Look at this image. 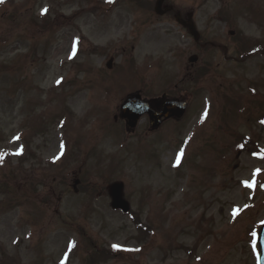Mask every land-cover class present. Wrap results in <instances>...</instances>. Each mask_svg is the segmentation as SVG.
Wrapping results in <instances>:
<instances>
[{
  "label": "rangeland",
  "instance_id": "obj_1",
  "mask_svg": "<svg viewBox=\"0 0 264 264\" xmlns=\"http://www.w3.org/2000/svg\"><path fill=\"white\" fill-rule=\"evenodd\" d=\"M155 1L0 2V264H88L93 248L119 253L103 264H256L264 156L240 152L227 128L264 153V0L166 1L226 56L155 17ZM206 65L209 90L190 79ZM141 78L148 100H188L186 116L127 134L113 122L120 86ZM216 91L241 98L227 126Z\"/></svg>",
  "mask_w": 264,
  "mask_h": 264
},
{
  "label": "water",
  "instance_id": "obj_2",
  "mask_svg": "<svg viewBox=\"0 0 264 264\" xmlns=\"http://www.w3.org/2000/svg\"><path fill=\"white\" fill-rule=\"evenodd\" d=\"M163 2L164 0H158L157 2L156 12L158 15H164L171 10V9H167L163 11L162 10ZM177 21L180 24H182L184 27L188 28L189 32L195 37V39H198L197 32L195 31V27L191 21H189V23L186 24L182 22L179 17L177 18ZM191 61H195V59ZM185 107H186L185 104H175V103L167 104L165 106L164 112L161 115H158V116L151 115V122H152L153 128H157L160 126L161 124L160 120L162 117H164L165 119H169L171 117H175L177 119L181 118L185 112ZM122 109H123V118H126L129 120V126L132 128L136 126L137 121L140 119V117L144 113H150L148 111L147 106L141 104L138 101V98L133 99V100L129 99ZM120 188H121L120 186H115L112 190L113 193L119 192ZM122 206L124 207L125 205L122 204ZM260 243H261V248H262L261 262L262 264H264V231L260 235Z\"/></svg>",
  "mask_w": 264,
  "mask_h": 264
},
{
  "label": "trees",
  "instance_id": "obj_3",
  "mask_svg": "<svg viewBox=\"0 0 264 264\" xmlns=\"http://www.w3.org/2000/svg\"><path fill=\"white\" fill-rule=\"evenodd\" d=\"M223 98H224V103L226 104V106L229 105L230 103L236 105V102H235L233 99H230V98H228V97H226V96H223ZM225 111H226V110H225ZM226 114H227V113L224 112V114H223V121H225V119H226ZM135 225L137 226V228H138L139 230H141V226H140L139 219H135Z\"/></svg>",
  "mask_w": 264,
  "mask_h": 264
},
{
  "label": "snow or ice",
  "instance_id": "obj_4",
  "mask_svg": "<svg viewBox=\"0 0 264 264\" xmlns=\"http://www.w3.org/2000/svg\"><path fill=\"white\" fill-rule=\"evenodd\" d=\"M0 2H3V0H0Z\"/></svg>",
  "mask_w": 264,
  "mask_h": 264
}]
</instances>
